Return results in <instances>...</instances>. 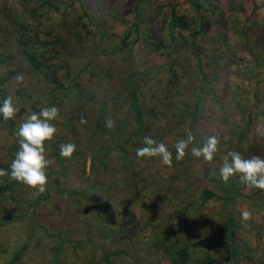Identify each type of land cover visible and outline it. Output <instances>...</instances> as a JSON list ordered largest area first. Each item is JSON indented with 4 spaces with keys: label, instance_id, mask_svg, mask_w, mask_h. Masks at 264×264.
<instances>
[{
    "label": "rangeland",
    "instance_id": "374dc122",
    "mask_svg": "<svg viewBox=\"0 0 264 264\" xmlns=\"http://www.w3.org/2000/svg\"><path fill=\"white\" fill-rule=\"evenodd\" d=\"M135 1L0 0V78L11 72L0 94L19 108L15 132L0 116V168L7 170L19 150V125L44 107L59 109L54 142L46 145L55 161L47 191L38 195L0 178V264H174L180 248L186 264H264V190L236 177L225 183L219 172L229 151L264 158V0ZM169 9L187 15L186 29L167 23ZM199 16L205 27L194 34ZM134 21L139 39H124L134 56L112 53ZM147 34L169 45L148 51ZM179 41L194 44L180 47ZM23 50L41 53L69 94L51 91L46 70H30ZM196 55L205 83L211 81L207 95ZM173 60L182 79L170 77ZM132 81L145 135L168 147L171 167L136 155L142 145L128 113ZM123 123L126 158L111 150L102 168L98 159L114 146ZM188 130L194 142L176 161L174 145ZM211 135L220 139L214 160L193 156L191 148ZM68 143L76 150L66 158L60 146ZM203 190L220 198L203 199Z\"/></svg>",
    "mask_w": 264,
    "mask_h": 264
},
{
    "label": "clouds",
    "instance_id": "9594fccd",
    "mask_svg": "<svg viewBox=\"0 0 264 264\" xmlns=\"http://www.w3.org/2000/svg\"><path fill=\"white\" fill-rule=\"evenodd\" d=\"M22 79V77L17 78ZM19 112L13 103V97L8 96L0 102V116L4 121L16 118ZM59 118V109L55 106L44 107L39 113H32L19 125L17 130L19 150L11 162L10 173L8 170L0 168V178L9 177L30 189L36 194H44L47 191L48 176L47 171L55 163L54 159L48 157V152L52 142H54L57 129L52 123ZM81 124L87 121L81 118ZM106 126L113 127L114 121H108ZM194 135L191 130L187 131V138L179 140L175 145L176 161H182L186 155V150L194 142ZM143 147L136 150V155L140 158L151 159L159 157L161 162L171 167L173 154L163 143H157L149 136L143 139ZM220 139L217 135L206 137L200 147H192L191 153L195 157H203L207 162H212L218 153ZM76 146L72 143L60 146V154L63 157H71L75 152ZM221 179L227 183L231 178L236 177L250 188L264 190V158L253 156L244 158L239 152L229 151L222 157V166L219 169ZM3 184V180H0ZM245 219L249 213L244 212Z\"/></svg>",
    "mask_w": 264,
    "mask_h": 264
},
{
    "label": "trees",
    "instance_id": "16d2710c",
    "mask_svg": "<svg viewBox=\"0 0 264 264\" xmlns=\"http://www.w3.org/2000/svg\"><path fill=\"white\" fill-rule=\"evenodd\" d=\"M42 3H47L48 0H40ZM79 4L82 2V0H76ZM138 0H136L135 2H137ZM211 4V3H210ZM134 5H136V3H134ZM194 8L197 9L198 8V5H194ZM213 8H216V6L214 5ZM187 16L186 14L182 13V14H178L175 10L173 9H169V12L167 13L166 15V19H167V23L169 25H171V27H173L174 30H177V32H179V30H181L182 28L183 29H186L187 28V25H188V22L186 21V17ZM194 22L196 23V26H197V29L196 31H194V34H200L203 30H204V23H203V18L202 16H199L197 20H194ZM144 28L146 30V32H149L151 33V28L148 27V23L145 22L144 23ZM83 29H85L86 32L87 29H86V26L84 23H81ZM139 26L140 25H137L136 24V21H134L129 27L128 29L125 31V33L122 34L121 36V41H120V45L119 47H115L111 52L112 53H118V52H126L127 53V59H131L134 55H132V51H131V48H128L127 47V43L124 42V39H127L129 38L130 36H134L133 37V41H136L138 40L139 38L137 37V31L139 29ZM180 35V33H178ZM172 37V35H171ZM65 39H68V36L67 37H64ZM145 39H142L143 42H144V46L148 49V51H157L159 49H164V47H166V44L169 45V42L168 43H164L162 40L160 39H157L155 42H151V35L147 34L144 36ZM56 39L58 41L60 40H63L62 36L59 37L57 36ZM146 39H148V42L146 41ZM172 39L175 41L174 37H172ZM21 44H25L23 42H20ZM188 45L189 47H192V45L194 44L193 41H189L188 43L186 41H179L177 43H175V45H178L180 47L184 46V45ZM23 53H24V59L27 63V66L29 67L30 70H32L33 72H42V71H45L46 70V73H44L43 75L46 77V79H48V82L51 86V91H61L63 94L67 95L69 94V91H68V88H66L58 79L57 75H56V70L54 68H50L49 65H47L45 62H44V59L42 58L41 56V53H39L38 55L35 53V52H31V51H26V50H23ZM196 59H197V64H196V67H197V71L196 73H200L202 78H204L203 81H200L199 83V86L202 87V86H205L206 87V95L207 93H210V90L212 88L211 86V81L209 82H206L205 83V76L202 72V69L200 67V58L198 55H196ZM140 63V61H139ZM180 63L177 62L175 63L174 60L171 61V62H168L167 66H168V70H169V73H170V77L173 79V80H178V79H182L183 78V73L181 70L183 69H177V71H180V73L178 74L177 71L175 70L174 66L176 65H179ZM141 65L138 64V67H140ZM9 75H11V72L8 73ZM9 75H7L5 78H0V82H3L5 81ZM129 76H132V73L129 72ZM170 78V81L169 83L172 82V79ZM133 81L129 83V89H130V100H129V115H130V118L133 120L134 122V125L136 127V136H138V141L142 147L144 146L143 144V139L144 137L146 136L145 132H146V127L144 126L143 124V117H144V113H143V110L141 109V107L139 106V102H138V99H137V95L135 93V91L133 90ZM199 87V88H200ZM73 88V87H72ZM70 90V89H69ZM76 96L80 99H83V95L81 94V89H78L77 87H75V89L73 88ZM201 93H203V90L200 88L199 90ZM5 98V95H3L2 93L0 94V100H3ZM202 95L201 97H198V100L196 101L197 104L196 106H198L202 100ZM214 101L217 100V98L214 96ZM191 115H193V112L191 113ZM126 120V119H125ZM7 125L9 126V129L11 131H14L15 132V129H14V123L12 120L10 121H7L6 122ZM96 124H98V120H96ZM119 126V125H118ZM100 127V125H98V128ZM119 128H121L120 130H118V135L119 137H117V141L116 143L114 144V146L112 148H105V152L103 153V155L98 159V161L101 163V167L104 168V162H103V158L111 151V150H115L117 151L121 158H123V160L126 158V152L124 151L122 145H121V142L124 141L125 137H127V134L125 135V133L127 132H124L125 131V125L124 123L123 124H120ZM118 128V129H119ZM139 147V146H138ZM10 173V167L7 169ZM7 187V186H5ZM202 198L203 199H211V198H220L218 197L217 195H215L214 193L210 192V191H207V190H203L202 193ZM6 221H14L13 218H9L7 219ZM5 221V222H6ZM27 243L21 245L19 247V249H17L15 251V253L13 254V257H12V260H11V263H14L16 262L17 260H19L21 258V255L23 254V252L26 250L27 248ZM188 260V254L186 252V250L184 248H180L178 249L176 252H175V257L174 259L172 260V262L174 264H186Z\"/></svg>",
    "mask_w": 264,
    "mask_h": 264
}]
</instances>
